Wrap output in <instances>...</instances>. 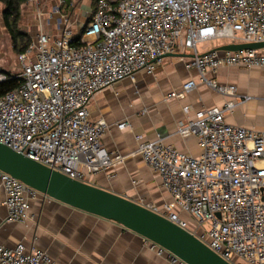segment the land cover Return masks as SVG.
<instances>
[{"label":"built area","instance_id":"built-area-1","mask_svg":"<svg viewBox=\"0 0 264 264\" xmlns=\"http://www.w3.org/2000/svg\"><path fill=\"white\" fill-rule=\"evenodd\" d=\"M34 3L40 18L42 0ZM58 12L65 0H58ZM71 26L59 37L40 33L20 55L22 84L0 94V142L73 179L109 170L124 159L102 143L109 128L92 121L90 103L100 91L131 79L140 71L154 73L167 54L186 53L188 69L218 92L235 96V85L207 77L222 67L264 68V48L199 52L200 43L228 38L232 43L264 42V0H98L80 40ZM7 74L0 65V83ZM189 80L180 96L196 88ZM240 102L203 108L181 121L177 132L195 136L199 155L178 150L161 137L143 140L138 152L157 172L172 197L151 208L187 229L232 264H264V130L227 123ZM188 109V108H186ZM129 124H118L124 129ZM88 182V181H87ZM6 194V221L26 223L40 193L0 169ZM181 212L195 220V226ZM151 251L172 264H188L147 239ZM0 264H54L43 249L0 244Z\"/></svg>","mask_w":264,"mask_h":264},{"label":"crops","instance_id":"crops-1","mask_svg":"<svg viewBox=\"0 0 264 264\" xmlns=\"http://www.w3.org/2000/svg\"><path fill=\"white\" fill-rule=\"evenodd\" d=\"M0 5L4 11L1 1ZM58 5V0H42L43 18L39 17L34 3L28 0L22 5L21 26L30 35L31 44L40 33L61 36L66 26L76 28L74 31L79 33L87 25L84 16H89V21L95 8L93 0H65L63 8L55 12ZM229 43H232L230 39L216 38L200 43L198 49L203 53ZM184 54L183 57L165 56L154 73L140 71L134 80H122L95 95L89 107L90 118L109 124L102 143L110 153L120 154L124 159L115 162L107 171L89 175V183L149 207L162 208L172 197L162 187L157 172L138 152L137 136L148 141L161 137L184 153L199 155L201 148L197 138L180 135L177 132L179 123L193 118L199 109L222 107L231 100L240 102L243 96L250 99L228 113L226 122L264 130V68L222 67L215 72L208 71L209 79L237 87L236 95L230 96L203 81L198 69H188L186 60L193 53L187 50ZM0 65L5 68L1 62ZM20 71L21 64L17 73L10 70L15 76ZM189 80L197 82L196 88L180 96H169L172 91L181 92L183 84ZM123 121L129 125L118 128ZM5 201L6 194L0 184V244L8 248L23 242L27 249L37 247L48 252L54 264H172L166 256L150 250L147 238L116 221L40 194L32 201L30 220L8 222ZM181 215L191 227L195 226L189 214L181 212Z\"/></svg>","mask_w":264,"mask_h":264},{"label":"water","instance_id":"water-1","mask_svg":"<svg viewBox=\"0 0 264 264\" xmlns=\"http://www.w3.org/2000/svg\"><path fill=\"white\" fill-rule=\"evenodd\" d=\"M264 42L229 43L217 51L263 49ZM167 54L165 56H168ZM178 57L185 54L174 53ZM164 56V57H165ZM0 169L57 201L116 221L154 241L188 264H232L187 229L144 203L89 182L73 179L0 142Z\"/></svg>","mask_w":264,"mask_h":264},{"label":"trees","instance_id":"trees-1","mask_svg":"<svg viewBox=\"0 0 264 264\" xmlns=\"http://www.w3.org/2000/svg\"><path fill=\"white\" fill-rule=\"evenodd\" d=\"M4 4L3 17L5 26L11 35L14 49L22 54L27 51L31 44L30 35L25 32L21 27L22 12L21 8L28 0H0ZM97 5L98 0H93ZM88 23V22H87ZM83 34V30L77 35V39L80 40ZM7 79L0 83V94H5L22 84L23 79L16 77L11 72H7Z\"/></svg>","mask_w":264,"mask_h":264},{"label":"rangeland","instance_id":"rangeland-1","mask_svg":"<svg viewBox=\"0 0 264 264\" xmlns=\"http://www.w3.org/2000/svg\"><path fill=\"white\" fill-rule=\"evenodd\" d=\"M63 8V7H62ZM20 27L22 28L21 24ZM76 31V28H74ZM228 40V38H223ZM0 62L4 65L5 72L17 73L20 70L19 57L20 54L14 49L12 38L6 29L3 19V6L0 5Z\"/></svg>","mask_w":264,"mask_h":264},{"label":"flooded vegetation","instance_id":"flooded-vegetation-1","mask_svg":"<svg viewBox=\"0 0 264 264\" xmlns=\"http://www.w3.org/2000/svg\"><path fill=\"white\" fill-rule=\"evenodd\" d=\"M84 19H85L84 22L87 23V21H88V19H89V16H86V15H85V16H84Z\"/></svg>","mask_w":264,"mask_h":264}]
</instances>
